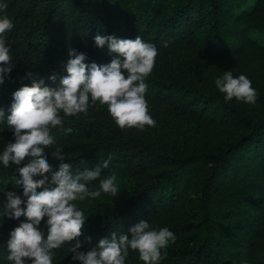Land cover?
I'll list each match as a JSON object with an SVG mask.
<instances>
[{"label": "trees", "instance_id": "trees-1", "mask_svg": "<svg viewBox=\"0 0 264 264\" xmlns=\"http://www.w3.org/2000/svg\"><path fill=\"white\" fill-rule=\"evenodd\" d=\"M0 3L8 5L0 17L6 15L13 21V28L4 34L12 57L11 72L0 84V108L5 118L10 115L12 93L23 85L31 86L33 79L43 78V86H59L66 75L70 49L84 53L86 64H107L115 54H109L106 45L98 48L96 35L120 39L139 35L158 50L154 68L145 79L146 100L173 105L189 117L229 128L214 145L188 147L170 125H156L150 133L147 128L142 132L122 130L108 114L102 123L66 117L73 124L68 142L62 145L58 140L46 149L53 170L62 162L69 163L73 172L94 169L107 160L108 167L101 169L100 178L115 174L120 190L116 197L101 193L98 198L78 202L86 215L79 237L81 251L110 238L112 232L130 235L128 229L145 220L157 230L167 227L175 235L160 264H264V92H257L254 110L249 112L247 104L235 98L226 102L213 85L218 64H210L204 71L196 60L176 72L167 65L168 56L177 48L197 44L201 53L216 63L224 56H235L242 72L263 80L264 51H257L251 35L257 24L250 18L254 5L248 10L244 8L247 0ZM29 72L31 78L26 75ZM51 75L56 76L54 83L48 79ZM12 139V132L0 124V152ZM70 143H76L77 148ZM56 147L63 149V161L51 155ZM15 167L5 168L0 163V208L6 202V192L22 196V188H14L9 180ZM88 187L98 189L99 180L89 182ZM192 187L193 200L189 193ZM182 205L191 215L181 219ZM23 220L0 217V257L5 260L10 233ZM85 237H91V242ZM68 247L65 244L54 250L52 264L72 257ZM125 264L143 262L130 251Z\"/></svg>", "mask_w": 264, "mask_h": 264}, {"label": "clouds", "instance_id": "clouds-1", "mask_svg": "<svg viewBox=\"0 0 264 264\" xmlns=\"http://www.w3.org/2000/svg\"><path fill=\"white\" fill-rule=\"evenodd\" d=\"M7 7V3H0V12ZM12 28L11 19L6 15L0 17V84L11 72L12 57L4 34ZM94 43L98 48L106 45L108 53L115 54L109 63L86 64L84 53L70 49L66 75L61 77L58 87L43 86V78L33 79L31 86L23 85L12 93L10 115L5 118L0 108V124L13 136L0 152V163L5 168L16 166L9 180L14 188L23 190L22 196L15 191L6 192V202L0 208V217H24L12 229L7 242V259L11 264H52L54 250L65 244L69 245L71 259L79 264H125L130 251L136 252L143 264H160L166 256L164 250L175 242L174 233L167 227L157 230L141 220L128 229L130 235L117 236L112 232L110 238L100 239L95 247L80 250L79 237L83 235L86 215L78 202L98 198L101 193L116 197L120 190L115 174L100 178L101 169L108 167L107 160L94 169L73 172L69 163L62 162L58 170H53L46 149L57 144V134L72 132L70 127H64V117L86 114L90 106L99 102L122 130L143 131L146 126H156L149 114L145 83L158 55L155 45L139 35L120 39L98 34ZM163 46L167 47V42ZM26 75L33 76L31 72ZM48 79L54 83L56 76ZM215 87L224 94L226 102L235 98L254 104L258 97L249 78L243 74L234 77L231 71L216 78ZM53 129L57 134H53ZM50 153L61 161L66 158L60 147ZM95 180H99V187L90 190L89 182ZM85 241L90 243L91 237H85Z\"/></svg>", "mask_w": 264, "mask_h": 264}, {"label": "rangeland", "instance_id": "rangeland-1", "mask_svg": "<svg viewBox=\"0 0 264 264\" xmlns=\"http://www.w3.org/2000/svg\"><path fill=\"white\" fill-rule=\"evenodd\" d=\"M258 1V4H257ZM254 5V12L251 11V20L256 21L257 23L253 26L251 35L256 39L257 42V51H264V27L262 22H264V4L260 3V0H247L244 8L251 10ZM257 5V6H256ZM201 48L197 45L191 46H181L177 48L173 53L168 56V67H170L172 72L180 71L182 67H189V65L194 64L196 60H200V65L202 69L205 71L210 66V64H218L217 72L213 75V85L215 86L216 78L223 75L225 71H231L234 77H238L243 74L247 78H249L252 82V87L257 90V92H264V79L256 80L252 76H248L244 72H242L239 68L238 59L235 56H224L221 62H217L211 57L206 56L201 53ZM157 66V65H156ZM148 101L149 105V114L156 121V125L161 126L163 128L171 126L174 130L176 129L179 135H182L184 138V143L188 147H200V146H211L218 142L219 139L224 138L228 132L229 128L224 126H219L215 124H208V121L204 118H192L189 117L178 110H176L173 105L167 104L162 105L159 103ZM249 112L254 110L253 104H247ZM107 107L99 105V102L95 106H90L86 114H79L78 119L87 120L88 122L107 121ZM63 117V113L60 114ZM109 115V114H108ZM66 117H64L63 125L64 127L71 129L73 128V124L67 122ZM73 121V120H72ZM204 122H207V127ZM156 127V126H155ZM155 127H145L148 129L150 133H153ZM159 128V127H158ZM132 131H139L135 128H129ZM53 134L56 133V129H53ZM68 135H58L57 141L60 140L62 145H66ZM80 142L84 141V138H79ZM90 140H94L92 137ZM69 145L77 148L76 143H70ZM194 187L190 188V198L193 200L194 198ZM182 201V200H181ZM187 202V200H185ZM186 209L185 205H182L181 212L179 213L181 219L185 218L187 215H191V213L184 211ZM5 257H0V264H11L10 261L5 260ZM62 264H79L78 261H73L71 257H63Z\"/></svg>", "mask_w": 264, "mask_h": 264}]
</instances>
